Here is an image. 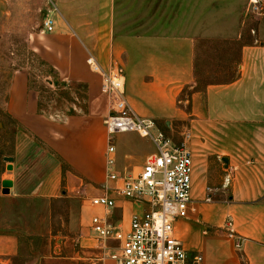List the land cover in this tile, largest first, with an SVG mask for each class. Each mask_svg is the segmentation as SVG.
<instances>
[{
	"label": "crops",
	"instance_id": "0c3cea01",
	"mask_svg": "<svg viewBox=\"0 0 264 264\" xmlns=\"http://www.w3.org/2000/svg\"><path fill=\"white\" fill-rule=\"evenodd\" d=\"M125 10L120 0H46L42 6V21L51 15L53 31L42 26L32 31L28 47L59 81L85 87V109L61 118L40 112V95L29 84L28 69L13 71L5 101L6 114L18 125L11 162L36 142L49 153L48 160L40 158L33 168L34 172L45 170L33 178L27 195L59 199L81 189L83 182L100 186L105 181L108 136L103 119L108 102L100 75L86 64L88 54L104 71L121 72L126 98L138 115L148 118V104L155 118L176 115V97L194 78L197 30L194 34L192 23L183 20L173 30L162 31L151 27L154 21L144 25ZM191 99L195 106V134H190L189 141L195 211L173 222L174 235L188 254L202 257L201 264H264V35L242 47L235 79L210 84L204 91L193 92ZM118 135L112 138L119 140L118 145L112 141L115 170L135 174L150 153L143 147L145 138L135 132ZM62 163L68 167L63 169ZM218 169L232 174L230 184L208 186L223 183ZM206 187L213 190L209 201ZM95 190L92 197L103 193ZM109 194L115 205L108 220L127 231L132 214L145 211L147 205ZM90 198L81 205L80 218L92 243L90 252H95L91 261L100 249L90 219L104 215V210L91 205ZM227 220L241 238L240 247L227 234ZM18 249L15 235L0 234V264H10Z\"/></svg>",
	"mask_w": 264,
	"mask_h": 264
},
{
	"label": "rangeland",
	"instance_id": "374dc122",
	"mask_svg": "<svg viewBox=\"0 0 264 264\" xmlns=\"http://www.w3.org/2000/svg\"><path fill=\"white\" fill-rule=\"evenodd\" d=\"M120 1L125 11L143 20L144 25L152 20L155 22L151 24L152 28L171 31L184 20L192 23L194 34L197 30L194 78L176 97V115L155 118L157 114L150 104L146 106L150 112L145 113L174 140H179L183 132L195 134L192 93L204 91L210 84L227 83L236 78L242 47L257 43L264 35V0H259L258 10L252 9L249 0ZM45 3L46 0H0V234L11 233L17 237L19 249L10 257V264H89V258L95 252H90L88 247L92 243L85 237L80 207L97 194L96 188L102 190L101 185L90 186L83 182L81 189L59 199H39L27 195L33 178L45 170L41 167L35 170L36 174L33 168L40 164V158L48 160L49 153L40 149L38 142L11 162V170L6 168L9 161L5 157L15 155L18 132L17 123L5 112L14 70L28 69L29 84L39 91L45 114L61 118L68 112L81 111L84 104L82 90L70 88L68 93H64V87L59 86L57 81L53 82L52 75H47L46 67L38 62L28 47V35L42 26L41 8ZM117 136L120 138L118 133L112 138ZM112 141L116 145L119 143L117 139ZM142 144L148 152L155 149L147 137ZM23 160L26 163L22 164ZM218 173L221 177L226 174L220 169ZM4 179L13 181L8 194L1 192V181ZM217 184L208 186H223L222 182ZM86 215L91 217L89 212Z\"/></svg>",
	"mask_w": 264,
	"mask_h": 264
},
{
	"label": "built area",
	"instance_id": "2783aa9c",
	"mask_svg": "<svg viewBox=\"0 0 264 264\" xmlns=\"http://www.w3.org/2000/svg\"><path fill=\"white\" fill-rule=\"evenodd\" d=\"M249 4L253 10L259 9V0H249ZM42 26L48 32L53 31L51 15L43 18ZM86 64L100 75V88L108 102V113L103 119L108 136L104 153L105 181L101 184L103 193L89 200L91 205L104 210V215H94L90 219L100 251L89 264H201L202 257L188 254L173 232L176 219L187 218L195 211L191 197L190 133L183 132L179 140H174L152 119L141 117L131 107L125 95L124 78L118 69L104 71L91 54L86 57ZM122 132L147 137L155 148L145 156L135 174H119L115 170L112 136ZM231 179L232 174L227 172L223 186L229 185ZM109 181L115 185L108 186ZM212 191L206 187L205 200H211ZM110 192L147 205L145 211L132 214L127 231L108 220L107 216L115 205ZM225 226L228 236L235 240V247H240L241 238L235 234L232 221L227 220Z\"/></svg>",
	"mask_w": 264,
	"mask_h": 264
},
{
	"label": "trees",
	"instance_id": "16d2710c",
	"mask_svg": "<svg viewBox=\"0 0 264 264\" xmlns=\"http://www.w3.org/2000/svg\"><path fill=\"white\" fill-rule=\"evenodd\" d=\"M37 59H38V62L41 64V65H43V66H45L46 67V73H47V75L48 74H51L52 75V80H53V82H55V81H57V84L59 85V86H63L64 87V90L66 91V92H64V93H68V89H70V88H73L74 90H77V91H81L82 90V92H83V108L82 109H85V87L82 85V84H79V83H73V84H66V83H64V82H61V81H59L58 79H57V76H56V74L54 73V71H53V69L50 67V66H48L45 62H43L41 59H39L35 54H34V52H32V51H30ZM195 68V67H194ZM39 92V91H38ZM38 109H39V111L40 112H42V113H44V111H43V109H42V107H41V102H40V100H39V105H38ZM74 111H71V112H68V113H73ZM62 166H63V169H66L68 166H67V164H65V163H62Z\"/></svg>",
	"mask_w": 264,
	"mask_h": 264
},
{
	"label": "water",
	"instance_id": "95a60500",
	"mask_svg": "<svg viewBox=\"0 0 264 264\" xmlns=\"http://www.w3.org/2000/svg\"><path fill=\"white\" fill-rule=\"evenodd\" d=\"M5 159L7 161H9V163L7 164L6 168L8 170H11L12 169V164H11V161H12V157L11 156H6ZM13 185V182L12 180L10 179H4L1 181V192L4 193V194H8L9 191H10V187Z\"/></svg>",
	"mask_w": 264,
	"mask_h": 264
}]
</instances>
